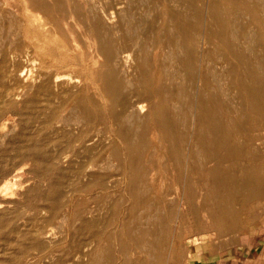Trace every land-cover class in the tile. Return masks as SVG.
Returning a JSON list of instances; mask_svg holds the SVG:
<instances>
[{"label":"rangeland","instance_id":"374dc122","mask_svg":"<svg viewBox=\"0 0 264 264\" xmlns=\"http://www.w3.org/2000/svg\"><path fill=\"white\" fill-rule=\"evenodd\" d=\"M186 1L187 0H0V264H91L88 254L95 249L96 244L92 242L87 247L84 246L82 248L81 244L83 241L85 242L87 237L79 231L81 222L76 218L78 206L86 208L82 211V214L85 218L90 219L94 216H98L100 213L110 215V211L104 209V207L111 203L112 200H117V203H120V206L123 208L120 207L121 210L119 213L121 214H119L118 217L119 222L124 221V219L126 220L130 215V211H128L130 200L125 190L127 180L121 175V172L116 170L118 166L117 160L111 159L112 147H118L120 151L125 154L126 150L124 148L126 145L124 140L117 137L116 130L118 124L112 116L107 100L102 93L100 95L96 93L98 90L96 87H98L100 83L95 80L94 75L100 70L99 66L103 61V56L99 51V37H96L91 32L89 22L93 24V22L96 23L98 21L100 35L110 38L113 47L115 46L122 52L128 51L127 53L131 54V58L134 57L130 61L131 74L128 76V79H125L127 82L125 81L126 84L124 83L123 85L122 91L124 92L119 95V98L127 99L133 106L142 103L146 108L144 112L140 113L141 118H145V120L142 121L141 124H136V126L139 127L136 129H138V133L140 132L138 139L144 142L146 146L141 151L142 155L140 156L142 162L146 165L145 168H148L149 165L153 166V168H155V173H157L155 176H148L149 179L152 178V181L149 179L145 180L146 183L154 188H152L148 197L155 198L157 195L162 196L166 201V206L172 210V217L168 221L167 234L164 239L165 251L163 258H161L160 255H156L154 260H150V263H148V261L147 263L140 262L139 264H208L201 260V256L204 255L209 258L211 245L214 246V248L223 247V249H225L228 242L236 240V238L241 235L251 215L256 213L259 208L264 207V129L259 126V114L256 112L233 111L230 112L231 114H224L223 118H225V122L230 123L236 118L243 117V120L244 118H248L247 120L251 119V122L254 124L249 127L248 125H241L239 128H236L237 130H234V138L239 140L238 142L245 143L244 147L239 146L240 150L243 148L241 151L244 153V159L222 161L220 169L227 172L228 179L226 183H224L223 178L219 179L218 181L220 182H217V185V176L212 173V169L216 166V158L214 157L216 154L214 155V153L218 152L220 155L224 150L214 151L215 149L212 150L210 146L201 144L199 146V158L193 159L192 163L190 161L191 159H189L190 153L188 152L190 148L187 145L188 143H185L183 145V151L187 159L185 160V164L187 163L186 167L188 168V172L180 176L179 174L177 175L176 163L170 160L167 155L168 149L171 148V146L167 145L168 148L163 146V142L161 141L163 137L160 128H141L143 124L148 121L147 118L149 116L147 113H149V104L147 102L149 101L144 100L142 95V89L147 84V79L142 75V69L139 68L138 61L142 56L148 57V61L151 64L156 59L155 63L152 64L155 70H153L154 76L150 81L151 85L155 88L158 87L159 82L160 84L163 83L171 87L178 86L182 82L184 71L182 72V70H180V65H178L179 50L176 48V44H170L168 41L167 30L169 32V29L172 31L175 29L173 23H170L171 17L167 11H185L184 4ZM211 1L215 2L218 0H202L199 6L200 14L198 17H193L189 12L186 15H188L191 22L198 27L197 44L199 43L198 48L200 57L202 53L204 55L205 52L206 54H210L209 59L204 58V56H202V58L199 57L196 62L197 67H204L208 63H210V65L213 64L212 66H214V68L216 66V73L218 71L216 76L219 78L220 75V81L224 78V81L221 82V86L226 88L228 84L224 69L229 66L233 58L230 56L227 47L220 42L212 32H209L212 22L207 12L210 8ZM251 1L252 0H245V4L255 11L256 18L264 22V2H262L264 0ZM58 4L60 6H58ZM76 9L82 11V13L86 15L90 14L91 18L82 19L81 16H74L71 11ZM221 14L223 15L222 17L229 22L230 19L233 21L235 33L237 35L236 43L244 48L249 47L253 52L255 51V53L263 49L260 43L262 34L259 33L260 30L257 27L256 21L246 7L242 9V13L239 15L240 17L235 16L236 13L226 6H223ZM233 18L235 20H233ZM77 19H79L80 22ZM239 21L243 24H240ZM162 23L164 24L162 25ZM165 26H168L167 30L164 29ZM240 26L243 27L241 30ZM247 28H249V30ZM222 30H224L223 34L227 40L229 39L232 41L229 30ZM126 32L129 33L127 34ZM119 33L123 36L120 37ZM199 34L201 36L206 35L207 39L205 36L202 38ZM251 34L254 36H251ZM157 35H160V37ZM158 42H163V45L159 46ZM210 43L212 45H210ZM138 46H140V49ZM216 48L217 50H215ZM157 51L159 53H157ZM169 52H171V54H168ZM156 53L158 56H156ZM135 55H137V58ZM161 59L163 61H161ZM206 60L208 61L206 62ZM157 61L159 62L157 63ZM50 64L53 65V68L59 73L69 74L75 78L73 80L74 82L69 85L66 81H58L56 85H53L54 87L52 86L54 89L53 91L61 93L63 90L65 91L71 88L73 91H79L82 94L81 98L83 100H81L84 104L87 102L85 105H88V108L89 105L91 106L95 103L98 108L94 110L92 114L93 116L97 114L102 119L98 125H91L90 128H86V126L83 125L86 115L82 107L81 109L79 105H76L77 107L75 106V109L72 110L74 104L71 103L66 107L62 106L60 110H55V106L60 105L62 99L49 97L46 92L38 91L41 81L36 79V72L40 68L47 69ZM161 65L164 70H166L168 77H162L161 73L159 74L160 70L157 69L156 66L160 67ZM25 66H27V68ZM23 68L26 69V71H31L32 75H30V77L26 75L20 77L24 70ZM199 70L195 79L198 81L195 82L196 85L200 86L201 73ZM178 72H181L182 77L175 79L172 84V81L168 78L172 79V75L174 77V75H178ZM138 77H141V79ZM210 79H212V77ZM128 81L131 82V86L130 84L128 86ZM199 81L200 83H198ZM86 90H88V93L85 92ZM133 90H135V93L132 92ZM232 94L233 93L230 94L227 103L231 101L237 104L241 101L237 95L235 96V93ZM88 96H90L89 98H92V100L86 99ZM162 98V96L156 95L155 101L157 100V103L160 104L159 101H162ZM230 98H235V100H231ZM175 101V99H170L165 103H168L171 107L175 106L177 103L176 106L178 107L179 102ZM117 104L114 110L116 113H120L122 108L119 102ZM133 108L134 107L129 108L127 113H130ZM54 114H57L56 119H52V115ZM175 117L178 118V115ZM61 118H68L67 122L63 123L59 121ZM77 123L79 125H77ZM188 124H192L191 120ZM248 130H250V132ZM70 133L74 136L89 135V140H85L84 143L80 141L73 143L70 147L68 144ZM209 133L208 130L204 132L205 138L210 137ZM159 134L162 137H160V140ZM257 136L261 137V140L256 141L255 138ZM132 137L134 138L133 134ZM191 137L192 135L189 134L187 140H192ZM242 139L246 140L241 141ZM177 142L178 140L175 139L171 144L174 149H179L180 147L179 142ZM86 148H89V150L94 153V156H98L104 149H106L107 152L105 151L97 162L99 167L91 168L92 170L88 167L90 170H88V168L86 169L82 180H74L73 168L74 166H78L79 161L84 157V149ZM91 148H93V150ZM77 152H83L81 157H78L77 154L79 153ZM108 162L110 164H108ZM111 164L114 166V169ZM109 166L111 167L110 169ZM91 174L96 176L105 174L104 177L106 175L108 177L110 176L109 178L107 176L105 177L107 188L103 189L100 186H93L89 190L79 192L81 184L88 183L89 179H91ZM174 179L176 180L173 181ZM208 181L210 182L211 192L207 191ZM55 183L59 184L62 191L60 197L61 204L56 212L53 211L54 200L52 197ZM237 184H242L243 190H239ZM226 185L229 186V188ZM232 193L238 197L232 196ZM205 194L206 196H204ZM243 195L245 200L242 198ZM226 196L228 197L226 198ZM174 200L175 202L173 203ZM240 200L241 202H239ZM124 201L126 202L124 203ZM183 205L185 207H183ZM141 209L142 204L139 203L136 212L138 211L137 213L140 216L139 220L144 224L146 213L142 212ZM198 209L200 212H197ZM234 209L235 211H233ZM177 210H180V213L177 212ZM122 213L125 216H123ZM229 217L231 218L230 220H228ZM226 219L229 225L226 223ZM50 229H52L51 233H49ZM150 238L153 239L152 237ZM79 251H82V253ZM132 257L134 258H132V261L137 262L139 256L133 255ZM122 258V256L117 257V264L122 263ZM161 259L164 260L163 263Z\"/></svg>","mask_w":264,"mask_h":264},{"label":"bare ground","instance_id":"6f19581e","mask_svg":"<svg viewBox=\"0 0 264 264\" xmlns=\"http://www.w3.org/2000/svg\"><path fill=\"white\" fill-rule=\"evenodd\" d=\"M201 2H202V0H189V1L187 0L186 3L184 4L185 11H177V12H172V11L168 12L167 11V13H169V16L171 17L170 23H173L175 30L172 31L169 29V32H168V30H167L168 26H165L164 29L167 30V33H168L167 36L169 38L168 41L170 42V44L171 43L176 44V46H177L176 48H178V50H179V53H178L179 64L178 63L177 64L180 65V68H181L180 70H182V72L184 71L183 77H182L181 72H178V75H174V77L172 75V79L171 78H168V79H170L172 81V84H173L175 79L182 77L183 78L182 82L178 86H174V87L167 86L166 84H163V83L160 84V82L156 80L157 82H159V85L156 88L153 87L151 85L150 81L152 80V78L154 76L153 70H155V67L153 68L152 64L155 63L156 59L152 64L149 63L148 57L146 58L144 56H142L140 58V60L138 61L139 62V68L142 69V75L147 79L146 80L147 84L142 89V91H143L142 95L144 97V100L149 101V102H147L149 104L148 105L149 113H147L149 116L147 118L148 121L145 124H143V127H141V128H152V127L160 128V130L162 132L161 135L163 138L159 134V140H160V137L164 140V141L161 140L163 142L164 147L168 148L167 145L171 146V148L168 149L167 155H168L170 160H172L176 163L177 175L179 174L180 176L184 175L185 173L187 174V172H188V168L186 167L187 163L185 164V162H186L185 160H187V159H186V155L183 151V145L185 143H188L187 145L190 148V151L188 150V152L190 153L189 159H191L190 160L191 162L193 159L198 157L199 146L201 144H203L205 146H210L212 148V150L215 149L214 151L224 150V152L220 155L218 154V152L214 153V155L216 154L214 156L216 158V160L214 159L216 161V166L212 169V171H213L212 173H213V175L215 174L217 176L216 177V185H217L218 184L217 182H220V181H218L219 179L223 178L224 183H226V181L228 179L227 172L225 170L220 169V167L222 166V165L220 166L222 161H225V160L226 161L227 160H230V161L235 160L236 161L239 159H241V160L244 159L243 158L244 153L241 151L243 148L240 150L239 146L244 147L245 143L244 142H238L239 140H236L234 138V136H233L234 130H237L236 128H239V126H241V125H245V126L248 125V127H249L252 124H254L253 122H251V119L247 120L248 118L247 119L244 118V120H243V117L236 118L230 123L225 122V118H223L224 114L225 113L228 114V113L233 112V111L234 112H244V111L245 112H256L257 114H259V119H260L259 126H260V128L264 129V22H263V20L256 18L255 11L245 4V0H220V1L218 0L215 2L211 1L210 8L207 12L208 17L212 22V25L210 27L209 32H212L220 40V42H222L227 47V50H228L230 56L233 58L232 62H230V64H229V66L226 69H224V71L226 72L225 77H227V84H228L227 87L224 88L221 86V84H222L221 82L224 81L223 80L224 78L221 79L222 81L219 80L220 75H219V78H217L216 74L218 73V71L216 73V70H215L216 66L214 68V66H212L213 64L210 65V63H208V64H206V66H204V67L199 66L200 68H198L196 65V62L198 61L197 59L200 57L199 48H198L199 43L197 44V40H198L197 39V28L198 27L196 24L191 22L190 17L186 14H188V12H189L193 15V17H196V16L198 17L200 14L199 6H200ZM262 2H264V1H262ZM58 6H60V5L58 4ZM223 6H226L229 9H231V11L235 12L236 13L235 16H237V17L239 15H241L242 9L243 8L245 9V7L253 15V19L256 21L257 27L260 30L259 33L262 34L261 38L259 36L260 43L262 44L261 46H263V49L261 48L262 50L260 52L257 51L258 53H255V51L253 52L249 47H247V48L245 47L246 48L245 49L244 47L240 46V44L236 43L237 35L235 33L236 32L235 31V25L231 19L229 22L228 20H226L222 17L223 15L221 13L223 11ZM58 8H60V7H58ZM182 8H183V6H182ZM71 12L76 17H77V15H78V17L81 16L82 19L91 18L90 14L86 15L78 9L71 11ZM110 17H112V16H110ZM191 19H193V18H191ZM77 20H79V19H77ZM233 20H235V19L233 18ZM122 21H123V19H122ZM251 21H253V20H251ZM79 22H80V20H79ZM239 22H240V24H243V23H241V21H239ZM82 23H83V21H82ZM118 23H120V22H118ZM249 23H250V21H249ZM100 24H101V22H100ZM127 24H129V23H127ZM163 24L164 23H162V25ZM104 25H105V23H104ZM207 25H206V27H207ZM89 26H90L91 32L96 37H99L100 43H98V42L97 43L99 44V47H100L99 51L101 52V55L103 56V61L101 62L100 66H99L100 70L98 72H96L94 75L95 80L100 83L99 86L96 87V88H98L96 93H98L99 95L102 93V95L107 100V103H108V106L110 107V111L112 113V116L114 117V119L117 121V124H118L117 130H116L117 137L124 140L125 145H126V147L124 148L126 150V151L124 150L125 154H123L124 152H121L118 147H112L111 159L113 158V159L117 160L116 162H118V166H117L116 170L121 172V175L127 180L126 184H125L126 185L125 190H126L127 196L129 197L128 199L130 200V202H129L130 208L128 207V211H130V215L127 217L126 220L124 219V221L119 222L118 217H119V214H121V213H119V211L121 210L122 207L120 206V203H117V200H112V202L109 203L106 207L103 206L104 209H108L110 211V215H104V214L100 213L98 216H94L90 219L85 218L82 214V211H84L86 208L85 207L83 208L82 206H80V207L78 206V214L76 215V218H78L81 222V226L79 228V231L87 237L85 242L83 241V243L81 245L83 248L84 246L87 247L92 242H95V244H96L95 249L93 251L89 252V254H88L90 256V260H91L90 263L91 264H117V257L118 256L123 257L121 260L122 261L121 264H139L140 262L147 263L148 261H149L148 263H150V260H154L156 255H160L161 258H163V256H164V251H165V240L164 239L166 238L165 236L167 234L168 221L172 217V210L166 206V203H165L166 201H165V199H163L162 196L157 195L155 198H149L148 197V195L150 194L153 187H151L150 184L146 183L145 180L149 179L148 176H153V175L155 176V175H157V173H155V168H153V166L149 165L148 168H145L146 165H144L142 162V158L140 155H142L141 151L146 146H145L144 142H142V141H140V139H138L139 138L138 135L140 134V132L138 133V129H136V128H139L138 126H136V124H138V123L141 124V122L145 120V118L144 119L141 118L140 113L144 112L146 108L144 107V105H142V103L141 104L137 103L139 105L133 106V104L131 105V103L129 101H127V99H125V98L120 99L119 98V95L122 92H124L122 90L124 87L123 85L126 81L125 79H128V76L131 74L130 61L134 57L131 58V54L127 53L128 51L122 52L119 49H117L115 46L113 47V44H112V41L110 38L102 37L99 33L98 21L96 23L93 22V24H90V22H89ZM125 27H126V25H125ZM171 28H172V26H171ZM241 28H243V27L240 26V30H241ZM138 29H140V28H138ZM222 29H226V30L228 29L229 30L230 38L232 39V41H230L229 39H228L229 41L227 40V38L223 34L224 30H222ZM247 29L249 30V28H247ZM245 32H246V30H245ZM136 34H135V36H136ZM18 35H20V34H18ZM119 35H120V33H119ZM122 36L120 35V37H122ZM204 36L207 39V36L206 35H204ZM204 36H201V37L203 38ZM251 36H254V35L251 34ZM255 36H257V35H255ZM158 37H160V35ZM259 38H258V40H259ZM206 39H204V40H206ZM211 41H213V40H211ZM239 41H240V38H239ZM128 43H126V44H128ZM135 44H136V42H135ZM142 44H143V41H142ZM251 44H254V43H251ZM131 45H132V43H131ZM162 45H163V42H160L159 46H162ZM210 45H212V44L210 43ZM94 46H96V45H94ZM121 46H122V44H121ZM117 47H119V46H117ZM139 47L140 46H138V48ZM160 48H162V47H160ZM200 49H201V47H200ZM221 49L224 50L223 48H221ZM215 50H217V48ZM207 52H208V50H207ZM157 53H159V52L157 51ZM157 53H156V56H158ZM222 53H223V51H222ZM133 54H135V53H133ZM150 54H151V52H150ZM168 54H171V52H169ZM200 54H201V52H200ZM205 54H206V52L204 53V55L202 53V56H204V58H206V59H209L210 54H206V55ZM4 56H5V54H4ZM135 56L137 58V55H135ZM202 56L200 58H202ZM163 57H161V58H163ZM161 61H163V60L161 59ZM207 61L208 60H206V62ZM158 62L159 61H157V63ZM164 62H166V61H164ZM199 62H200V60H199ZM22 67H24V66H22ZM25 67L27 68V66H25ZM156 68L160 70L159 74L161 73L162 77H168V74H167L166 70H164L162 65L160 67L156 66ZM177 68H178V66H177ZM221 68H222V66H221ZM178 70H176V71H178ZM198 70L201 73V76H200L201 77V85L200 86L196 85V82H195V81H198V80H195L196 74L198 73ZM36 73H37L36 79L41 81V84H39L40 86L38 87V91L39 92H46L49 97L62 99L61 104L58 106H55V108H54L55 110H58V109L60 110L62 106L66 107L69 104L73 103L74 107L72 108V110L75 109L76 105H79L80 108L81 107L83 108V109L82 108L81 109L84 110L85 115H86V117L84 116L85 119L83 121V125L86 126V128H90L91 125L96 126V125H98V123H100L102 121L100 116H98L97 114H96V116H93V114H92V112L98 108L97 105L95 103H93L91 106L89 105V108H88V105H85L87 102L85 104L82 102V100H83L81 98L82 94L79 91H75V90L73 91L71 88L66 89L65 91L63 90V92H61V93L53 91L54 89L52 88V86L56 85V83L58 81L63 80V81H66L68 85L72 84L74 82L73 80L75 78H73L71 75L59 73L56 69L53 68V65H51V64L47 67V69L40 68ZM24 75L30 77V75H32V72L26 71V69H24L22 71L20 77L24 76ZM134 75H136V74H134ZM211 77H212V79H210ZM138 78L141 79V77H138ZM24 79H25V77H24ZM139 79H137V80H139ZM130 83L131 82L128 81V86ZM137 83H138V81H137ZM198 83H200V81ZM153 84H154V82H153ZM3 85H5V84H3ZM130 86H131V84H130ZM4 88H5V86H4ZM139 88H140V86H139ZM87 91L88 90H86L85 92L88 93ZM132 92L135 93V90H133ZM231 93H233V94L235 93V96L237 95V97L241 101L238 102L237 104L232 103L231 101H230V103L229 102L227 103V100H229V96ZM102 95H101V97H102ZM128 95H129V93H128ZM156 95H160L163 97L161 99L162 101H159L160 104L157 103V100L155 101ZM89 97L90 96H88V98H86V99L92 100V98H89ZM136 98H138V97H136ZM235 98H232V99L235 100ZM170 99H175L176 101H178L179 102L178 107L176 106L177 103L173 107H171L168 103H165V102H168ZM142 100H143V98H142ZM118 102L120 103V106L122 108V111L120 113H116V111L114 110L115 106L118 105L117 104ZM88 104H90V103H88ZM132 107H134L133 110L130 111V113H127L129 108H132ZM176 115H178V118L175 117ZM235 115H236V113H235ZM75 116H76V114H75ZM56 117H57V114L52 115V119H56ZM67 119L68 118H65V119L61 118V119H59V121L66 123ZM190 120H191L192 124L189 125L188 122ZM57 121H58V119H57ZM74 124H75V121H74ZM77 125H79V124L77 123ZM206 130H208L210 132L209 133L210 137L205 138L204 132ZM248 131L250 132V130H248ZM158 132H159V130H158ZM260 132H261V130H260ZM132 134H133L134 138L132 137ZM152 134H153V132H152ZM189 134L192 135V137H191L192 140H190V141L187 140V137L189 136ZM88 136L89 135L74 136L73 134L70 133L68 144L71 147L73 143H76L79 141L81 143H84L85 140H89ZM153 137H155V136H153ZM155 138H157V137H155ZM175 139H177L179 142V146H180L179 149L178 148L174 149L171 145ZM255 139H256V141H259V140H261V137L257 136ZM245 140L242 139L241 141H245ZM149 146H150V144H149ZM203 148H204V146H203ZM91 149L93 150V148H91ZM84 150H85L84 157L81 158L78 166H74V168H73L74 169V172H73L74 180L75 179L76 180H82L83 176L85 175V171L88 167L90 169L95 168V167H99L97 162L99 161L101 155L106 151V149H104L103 151H101V153L98 156H94V153H92V151H90L89 148L88 149L86 148ZM186 150H185V152H186ZM263 151H264V149H263ZM261 152H262V150H261ZM77 153H79V154H77L78 157H81V154H83V152H77ZM201 158H203V157H201ZM250 159H251V157H250ZM201 161H202V159H201ZM245 161H247V160H245ZM205 162H206V160H205ZM211 162H213V161H211ZM108 164H110V163L108 162ZM207 164H209V163H207ZM258 166H259V164H258ZM262 166H261V168H262ZM203 167H204V165H203ZM237 167H236V169H237ZM89 168H88V170H90ZM107 168H108V166H107ZM110 168L111 167L109 166V169ZM113 169H114V166H113ZM193 170H194V167H193ZM246 172H248V171H246ZM105 174H106V172H105ZM251 174H253V173H251ZM102 175L96 176L94 174H91L90 175L91 179H89L88 183H86V184L82 183L81 184V186L79 188V192L89 190L93 186H100L103 189L107 188L106 178H105L107 175L105 177H104V175L103 176ZM203 175H204V173H203ZM194 177H196V176H194ZM249 177H250V175H249ZM151 179H149V180L152 181ZM180 179H181V177H180ZM175 180L176 179H174L173 181H175ZM230 183H231V181H230ZM156 184H157V182H156ZM227 187L229 188V186H227ZM237 187L239 190H243L242 184H239ZM187 188H188V186H187ZM207 191L208 192L210 191V182L209 181L207 184ZM189 192H191V191H189ZM204 192H205V190H204ZM61 195H62L61 188L59 187L58 183L57 184L55 183V186L53 187V193H52V197L54 200V210H53L54 212H56L60 207ZM154 196H155V194H154ZM199 196H200V194H199ZM204 196H206V194ZM232 196H237V195H234L232 193ZM180 197H182V196H180ZM207 197H208V194H207ZM227 197L228 196H226V198ZM242 198H244V195ZM124 199H126V198H124ZM183 199H184V196H183ZM187 200H188V198H187ZM201 200H202V198H201ZM235 200H236V198H235ZM244 200H245V198H244ZM125 202L126 201H124V203ZM174 202H175V200L173 201V203ZM185 202H186V200H185ZM239 202H241V200ZM139 203L142 204L141 211L146 213V215H145L146 219H145L144 224H142L140 222V220H139L140 216L137 213L138 211L136 212V208H137V205ZM220 203H221V200H220ZM207 204H209V203H207ZM124 205H126V204H124ZM189 205H191V204H189ZM172 206H174V205H172ZM183 207H185V206L183 205ZM210 207H211V205H210ZM177 208H178V206H177ZM229 208H230V206H229ZM201 209H202V207H201ZM212 210H213V208H212ZM229 210H231V209H229ZM217 211H218V208H217ZM233 211H235V209ZM177 212L180 213V210L179 211L177 210ZM197 212H200L199 209ZM152 213H154V214H152ZM205 213H206V211H205ZM122 215L125 216L123 213H122ZM211 215H210V217H211ZM212 217H213V215H212ZM219 217H220V215H219ZM230 217L228 220L231 219ZM178 218H180V217H178ZM174 220H175V218H174ZM228 220L226 221V223H228ZM177 221H178V219H177ZM203 222H204V220H203ZM199 224H201V223H199ZM228 225H229V223H228ZM51 232H52V229L49 230V233H51ZM150 237H152L153 239H151ZM79 252L82 253V251H79ZM133 255L139 256V258H137V262L132 261ZM123 259H124V261H123ZM161 261L163 263L164 260L161 259Z\"/></svg>","mask_w":264,"mask_h":264},{"label":"crops","instance_id":"0c3cea01","mask_svg":"<svg viewBox=\"0 0 264 264\" xmlns=\"http://www.w3.org/2000/svg\"><path fill=\"white\" fill-rule=\"evenodd\" d=\"M208 264H264V207L251 215L241 235L223 249L211 245Z\"/></svg>","mask_w":264,"mask_h":264}]
</instances>
